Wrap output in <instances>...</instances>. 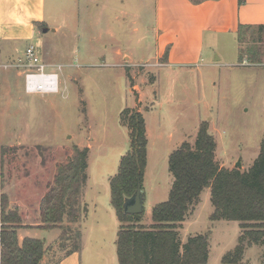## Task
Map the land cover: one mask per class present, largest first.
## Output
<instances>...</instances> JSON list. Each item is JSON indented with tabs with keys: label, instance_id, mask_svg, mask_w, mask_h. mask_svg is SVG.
I'll return each instance as SVG.
<instances>
[{
	"label": "rangeland",
	"instance_id": "rangeland-1",
	"mask_svg": "<svg viewBox=\"0 0 264 264\" xmlns=\"http://www.w3.org/2000/svg\"><path fill=\"white\" fill-rule=\"evenodd\" d=\"M46 11L48 23L61 27L58 32L42 31L20 42L13 55L0 41L5 65L0 71V201L8 196L10 208L11 196L26 222H41V204L59 166L74 155L75 146L89 147L81 220L67 230L34 226L22 234L48 241L42 264H60L78 231L79 264H120V221L110 181L130 148L121 112L144 96L133 107L144 110L150 128L141 223L151 226L154 207L169 199L173 186L170 154L184 141L194 144L203 121L217 140L220 165L245 171L258 157L264 138V30L255 25L243 27L238 36L208 35L202 65L169 68L161 66L166 54L155 57L156 0H47ZM29 45L47 71L59 73V92L26 91ZM119 50L131 57L123 59ZM214 210L206 188L180 237L185 243L210 231L206 264H224L243 229L237 220L212 219ZM63 231L71 240L61 241ZM238 264H264V244L248 246Z\"/></svg>",
	"mask_w": 264,
	"mask_h": 264
},
{
	"label": "trees",
	"instance_id": "trees-1",
	"mask_svg": "<svg viewBox=\"0 0 264 264\" xmlns=\"http://www.w3.org/2000/svg\"><path fill=\"white\" fill-rule=\"evenodd\" d=\"M243 27L246 26L240 31ZM258 28L264 30V25ZM168 52L167 49L166 57ZM121 122L129 130L130 148L110 181L112 204L120 221V264H206L210 257V231L190 236L185 243L180 237L183 222L200 203L206 188H211L215 207L212 219L237 220L243 229L237 246L223 257L224 264H238L248 246L264 244V138L260 153L248 170L227 168L216 160L217 140L209 123L203 121L195 143L184 141L170 154L174 176L170 197L154 207L153 224L147 226L141 223L143 213L128 214L124 209L125 199L136 192L138 178L142 182L148 163L146 119L139 109L126 107L121 112ZM88 156L89 147L75 146L74 155L59 166L55 182L41 204L40 226L67 230L80 221ZM8 201V196L2 195L1 264H41L47 252L45 241L35 237L19 239L18 228L23 226V218L18 209L9 208ZM65 236L71 240L64 232L61 241L66 240ZM67 250L66 254L81 250L80 231Z\"/></svg>",
	"mask_w": 264,
	"mask_h": 264
},
{
	"label": "crops",
	"instance_id": "crops-1",
	"mask_svg": "<svg viewBox=\"0 0 264 264\" xmlns=\"http://www.w3.org/2000/svg\"><path fill=\"white\" fill-rule=\"evenodd\" d=\"M198 1L195 3L192 0H156L155 57L162 59L167 49L169 51L161 66L196 69L202 65L206 36L209 35L213 39L227 34L238 36L242 26L264 25V0H244L242 3L240 0ZM46 2L47 0H0V41L9 44L10 47H7L9 55L14 54L13 47L20 42H29L42 31L44 33L58 32L61 29L57 24L48 23ZM118 55L123 59L128 58L127 56L131 57L128 53L124 54L122 50H119ZM143 99L142 95L131 107L142 102ZM139 110L145 117L144 110L142 108ZM146 125L149 136L150 128L147 119ZM5 190L8 191L7 188ZM10 200L12 202L10 209L19 210L18 203L13 201L11 196ZM22 218L23 226L18 228L20 240L25 238L22 234L25 228L37 226L45 229H62L60 226L49 228L40 226L42 222H26L23 215ZM61 235L62 233L59 238ZM43 240L46 245H49L45 238ZM82 250L83 244L81 250L65 254L60 264H79Z\"/></svg>",
	"mask_w": 264,
	"mask_h": 264
},
{
	"label": "built area",
	"instance_id": "built-area-1",
	"mask_svg": "<svg viewBox=\"0 0 264 264\" xmlns=\"http://www.w3.org/2000/svg\"><path fill=\"white\" fill-rule=\"evenodd\" d=\"M25 88L28 93H56L60 91V78L57 71L46 70L47 64L42 62L40 54L34 45H29L25 51ZM1 61V60H0ZM5 67L0 62V71ZM61 68V66H59ZM1 113V110H0Z\"/></svg>",
	"mask_w": 264,
	"mask_h": 264
},
{
	"label": "water",
	"instance_id": "water-1",
	"mask_svg": "<svg viewBox=\"0 0 264 264\" xmlns=\"http://www.w3.org/2000/svg\"><path fill=\"white\" fill-rule=\"evenodd\" d=\"M238 165L240 166L241 163H238ZM124 209L128 214H142L144 212V195L142 193L140 177L138 178L136 192L131 197L125 199Z\"/></svg>",
	"mask_w": 264,
	"mask_h": 264
}]
</instances>
